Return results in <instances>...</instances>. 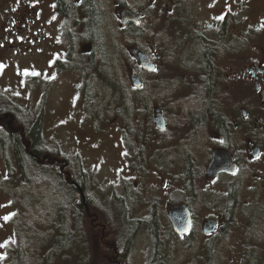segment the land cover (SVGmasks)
I'll return each instance as SVG.
<instances>
[{
  "label": "rangeland",
  "instance_id": "1",
  "mask_svg": "<svg viewBox=\"0 0 264 264\" xmlns=\"http://www.w3.org/2000/svg\"><path fill=\"white\" fill-rule=\"evenodd\" d=\"M241 1L192 0L186 8L181 24L168 21L166 25L164 20L156 22V30L162 31L161 38L166 41V45L171 46L170 50L176 56L184 55L181 62L179 61L181 69H176L173 62L168 66L164 63L167 68V71L164 68L167 73L164 79L159 77V68L153 74H144L142 70L137 69L131 57L127 59L123 54L118 56L119 67L123 69L126 79L127 66H130L143 81H148V89L141 95L137 93V89L132 88V100L135 101L137 95L144 99V94L155 97L151 100L150 108L143 105L138 109V101L137 104L129 103L128 114L123 103L116 104L115 110H110L112 107H109V103L112 104V101L109 100L111 98L107 86L98 71L93 75L92 82L83 74L82 69L73 70L69 65H65L66 70L61 68L64 40L60 29L62 20L56 21L53 16L48 18L46 3H49V0H0V112H33L32 121H39L46 146L58 150L60 158L68 166L77 162L81 172L88 175L91 181L94 180V185L97 186L96 190L90 191L96 200L95 207L92 206L88 210L84 207L85 212L81 214V223L77 228L84 235L82 246L74 247L73 253L70 250L62 249L58 252L53 249L50 254L48 248L43 247L37 253L36 264L149 263L153 250L152 239L149 238L143 222L149 218L152 209L150 205L156 201L162 204L158 207L163 211L167 201L176 203L186 197L184 180L188 163L185 159H180L181 151L178 145L174 150L167 146L160 147V153L156 150L157 144L154 140L153 144L144 147V161L128 162L124 158V143L127 137L135 136L133 132L143 139L146 136L155 138L153 112L149 113L148 109L153 111V107L158 106L165 110L167 124L181 129L178 130L180 143L185 147V151H189L188 146L192 141L189 131H185L182 125L188 120L190 101L182 92L193 95L192 93L196 92V83L182 79L180 75L182 72L185 78L188 77L193 73V69L197 71L201 68L202 62L195 54L197 50L191 40L189 23L191 21L201 30L205 27L206 30L211 29L213 14L221 12L227 4L232 3L231 5L241 7L235 14L239 27L250 31V35H243V40L237 43L239 47L241 44L244 50L246 45H250L246 42L249 38L256 39L253 43H263L259 39L263 34L261 29L264 28V0H243L240 5ZM143 22L145 24L141 25L140 30H145L143 33L148 32V37L151 38L150 35L155 32V23L146 20ZM113 26L111 21L103 25V29L105 27L110 30L112 41L115 39V33L111 31ZM133 32L136 30L132 28L122 31L119 44L125 45L124 34L130 36ZM231 41L234 44V40ZM114 44L110 43L111 46ZM157 45L155 51L150 52L158 61L159 67L163 68L160 58L162 53L164 59L168 58L169 51L164 48L163 52L157 53ZM177 72L180 75L176 74ZM129 88L131 89L130 85ZM100 92L102 95L97 103ZM157 93L159 97H156ZM159 98L168 100L162 103ZM149 121L153 129L150 128ZM2 129L0 123V133ZM138 151L140 157L141 148H138ZM131 157L133 158V155ZM193 162L190 163L194 164ZM196 163V175H200L202 166L199 162ZM5 164L0 150V182L6 173ZM263 184L257 190L246 188V193L238 196L237 204L232 208L235 227L228 229L229 233L224 236L222 233L218 235L220 229L214 234H203L200 227L208 217L218 219L221 227L225 225V211L229 200L227 190L218 183L211 187L204 180L201 181L200 192L206 197L203 196L198 210L194 213L195 227L200 236L195 240H188L184 235L172 238L174 253L170 256L171 264H204L212 258L214 264H249L248 257L245 256L254 248L260 255L256 256V264H262L264 229L252 243H248L246 234L252 226L264 228ZM126 186H129L132 210L119 211L113 202L125 193ZM11 202L9 196L0 188V245H4L0 247V264H16L9 251L12 246L11 238L15 236L14 229L17 227L12 219L23 218L24 207ZM6 217L8 219H5ZM157 217L158 222L162 221L165 225L166 220L164 217L160 220L158 211ZM127 225H132L133 229L128 230ZM159 232L166 236L162 230ZM123 236L124 243L121 240ZM257 257L262 261L257 260Z\"/></svg>",
  "mask_w": 264,
  "mask_h": 264
},
{
  "label": "flooded vegetation",
  "instance_id": "2",
  "mask_svg": "<svg viewBox=\"0 0 264 264\" xmlns=\"http://www.w3.org/2000/svg\"><path fill=\"white\" fill-rule=\"evenodd\" d=\"M68 1L71 2L72 8L70 7L71 13L67 12V14H64L58 9V0H49V3H46V14L48 18L51 19V16H53L56 21L62 20V27L60 29L64 40L62 41L63 56L60 62L64 63V66L69 64L71 58L78 54L90 53L92 50V42L83 37L85 33L84 23L87 19L86 6L83 0ZM99 1L103 9L104 18L108 22L111 21L112 25L114 24L111 31L115 33V39L113 41L110 40V43H115L117 49H122L121 52L125 54H130L131 51L142 52L154 63L155 69L152 71L138 67L144 74H153V72L159 68V77L162 76V79H164L167 74L164 71V68L167 71L165 64L168 66L169 63L173 62L176 69L182 68L179 61L181 62L184 55L180 54L176 56L170 50L171 46L169 44L166 45V41H163L161 38L163 35L162 31L156 30V22L158 23V21L164 20L166 25L168 21L170 23L177 22L178 25L181 24V20L185 18L186 8L192 0ZM231 4L232 3L227 4L221 12L213 14L214 20L212 21L211 29L206 30L205 27L201 30L195 27L190 21L189 30L192 33L191 40L195 44V49L197 50L195 54L202 60L201 68L197 69V71L193 69V73L186 78L182 72L181 75L179 72L176 73L180 75L182 79L196 83V92L192 93L193 95H188L186 91H183V96L190 98L198 95L208 75L202 51L204 47L213 51L211 58V80L217 86V99L219 101L224 123H215L211 121L210 118L206 119L202 126V132L198 134L195 126L189 122H185L182 127L185 131H189L188 133L192 141L190 144H193H189V151H185V147L180 143V136L178 134V130L181 129L177 126L175 128L169 126L167 124L166 114L164 113L165 110L158 106H154L153 111H148L149 113L153 112L152 119L155 138L152 139L153 136H146L145 139H143L133 132L135 136L132 138L130 136L127 137V142L124 143L126 150L124 158H126L128 162H135L138 159L144 161V147L148 144H153L152 140L157 144L156 150L158 152L162 149L160 147L164 148V146H167V148L174 150L178 145L181 151L180 159H185L187 163L194 161L195 163L193 162V166H197L198 163L196 162H199L202 166V168H200V175L196 177L197 182L195 180L196 185L194 184L193 188L196 189L197 193L202 194V192H200V182L203 180L211 187L215 186L217 183L223 186L227 190V197H229L226 209L235 207L238 196H243V193H246V188L249 190H257V188L264 183V28H262V25H259L263 32L259 40H261V42L263 41V43H253L256 39L249 38L246 42H249L250 45H246V48L243 50L241 44L239 47L237 43L243 40V35H250V31L249 29L244 30L239 27L235 14L241 7ZM145 20L155 23V32L150 35L151 38L148 37V32L143 33L145 30H140L141 25L145 24V22H143ZM129 28L135 29L136 32L131 33L132 36L124 34L123 39L125 45H120L119 37L121 36V32ZM164 32L167 31L164 30ZM145 37L150 39H145ZM231 40H234V44ZM145 44H147L146 47H144ZM156 45L157 53L163 52L164 48H166L167 52L169 51L168 58L164 59V53H162L160 58L164 66L161 63L160 65H162L163 68L159 67L158 61L154 59L151 53L155 51L154 48H156ZM135 63H137L138 66L137 60H135ZM129 67L130 66H127V68ZM63 70H66V68ZM73 70L76 69L74 68ZM176 74H174V77ZM140 79L141 86L138 89L143 86V82H146V80L143 81L141 77ZM126 81L129 82V78H127ZM159 99L162 103L168 100L164 98ZM156 108L159 109L164 119L165 125L163 128L157 127L154 123ZM8 113L9 112H7V114L5 113L3 116L0 114V123L2 124L3 121H6V127L11 126V117ZM149 125L150 128H152L150 121ZM180 145L182 147H180ZM138 148L142 150V155L140 157ZM215 150L223 151L224 158L230 161V163L232 160L234 164L233 172L221 171L214 176L207 175V167L212 161ZM131 155H133V158ZM220 180L222 181L220 182ZM184 181L187 192L186 197L176 203L165 200L167 201V207L170 205L183 204L192 211L189 204L194 200V189L190 192L186 183L187 179ZM163 184L164 179L161 180V185ZM233 189H236V191L235 203L232 204L234 201L230 199L232 198L231 194ZM204 195L205 194H203V196ZM220 227L221 224L217 229H220ZM213 233H215V231Z\"/></svg>",
  "mask_w": 264,
  "mask_h": 264
},
{
  "label": "trees",
  "instance_id": "3",
  "mask_svg": "<svg viewBox=\"0 0 264 264\" xmlns=\"http://www.w3.org/2000/svg\"><path fill=\"white\" fill-rule=\"evenodd\" d=\"M83 2L87 10L83 37L92 42V50L90 53L78 54L71 58L67 65L71 66L72 69H82L83 74L87 75L92 82L94 80L93 75L98 71L101 80L107 86V92L111 98L109 100L112 101V104L109 103V107H112L110 110H115L114 106L116 104L123 103L126 112L130 114L129 103L130 105L131 102L137 104V101L140 104L138 109L143 105L150 108L151 100L155 97L144 94V99L140 98L142 92L148 89V81L143 82V86L137 89V93H140V95H137L135 101L130 96L133 89L129 88L123 69L119 67L118 63V58L122 54L126 58L128 56L120 52V49L115 48V44L110 45V31L105 27L103 29V25L107 23V20L103 16L100 1L83 0ZM70 7V1L58 0V9L64 14L71 13ZM212 53L211 49L204 47L202 54L208 75L198 95L187 99L190 101V108L186 123L189 122L195 126L198 134L202 132V126L206 119L210 118L215 123H224L217 99V86L211 80ZM60 66L63 69L65 68L64 63ZM88 79L87 81H89ZM100 95H102L101 92L97 96V103L100 102ZM159 96L157 93L156 97ZM0 114L3 116L5 112H0ZM8 114L11 117V126L6 127V121H3L1 124L3 129L0 133V150L6 162V173L0 182V188L9 196L12 204H19L24 207L23 218L14 222L17 227L14 229V242L9 251L15 258L16 264L35 263L38 257L37 253L43 247L48 248V253L53 249L58 250V252H61L62 249V251L70 250L73 253L74 247L79 248L82 246L84 239L83 233L77 228L81 223V214H84L85 208L76 185L80 187L89 209L92 206L95 207L96 200L91 196L90 191L92 189L93 191L96 190L97 186L94 185V180L91 181L88 175L81 172L77 162L68 166L60 158L58 150L46 146L40 132L39 121L37 119L32 121L34 118L32 117L33 112L29 111L22 114L20 111H17V113L14 111L12 114ZM136 162H140V160L138 159ZM66 172L70 175L68 180L64 177ZM197 172V168L188 162L185 177L190 192L194 189V200H192L194 203L192 204L190 198L191 204H189L192 211H197L199 202L203 200V195L197 193L196 189L193 188L195 177L199 176L196 175ZM70 180H73L76 185L72 184ZM93 186L94 188H92ZM128 187H124L125 193L113 202L115 208L119 211L132 210V200ZM235 191L236 189H233L231 194L232 198L230 200L234 201L232 204L235 203ZM153 205H150L152 209L149 212V218L143 222L147 228L149 238L152 239L153 247L151 260L148 264H171L170 256L174 253V240L172 238L178 236L173 233L165 212L160 210L157 202ZM154 208L157 210H154ZM157 211L160 220L162 217L166 220L165 225L162 224V221L158 222ZM225 219L226 223L220 228L218 235L222 233L225 236L229 233L228 229L231 230L235 227L232 207L225 211ZM127 228L132 230L133 226L127 225ZM55 229L57 234H55ZM263 229V227L261 229L255 226L250 227L246 234L248 243L255 241L254 238ZM160 230L165 232V237L160 234ZM124 236L121 239L123 240L122 243L125 241ZM185 236L188 240H195L200 234L198 229L193 226ZM119 245L121 247L120 243ZM248 245L250 246V244ZM251 245L254 246V244ZM249 253L247 252L245 256L248 257L249 264H256L258 252L254 248ZM259 261L262 260L259 259ZM212 263L214 264L213 258L211 261L204 262V264Z\"/></svg>",
  "mask_w": 264,
  "mask_h": 264
},
{
  "label": "water",
  "instance_id": "4",
  "mask_svg": "<svg viewBox=\"0 0 264 264\" xmlns=\"http://www.w3.org/2000/svg\"><path fill=\"white\" fill-rule=\"evenodd\" d=\"M140 65L143 68L148 70H152L154 68V64L142 53L134 51V53ZM130 81L132 85L135 87H139L141 85V81L135 74L130 75ZM157 115L155 118V123L158 127L163 128L165 125L164 119L162 115L157 111ZM221 150H215L213 153L212 161L209 163L207 167V175L214 176L215 174L221 171H234V164L231 160H226L224 158V154ZM168 216L170 222L173 226V230L177 234H184L190 231L191 229V214L189 209L185 205H173L168 209ZM215 228V221H206L203 224V231L210 232Z\"/></svg>",
  "mask_w": 264,
  "mask_h": 264
},
{
  "label": "bare ground",
  "instance_id": "5",
  "mask_svg": "<svg viewBox=\"0 0 264 264\" xmlns=\"http://www.w3.org/2000/svg\"><path fill=\"white\" fill-rule=\"evenodd\" d=\"M231 183V182H230ZM154 199V198H153ZM232 206V205H231ZM230 217V216H229ZM127 218V217H126ZM89 220V219H88ZM129 223V222H128ZM103 226V225H102ZM136 230V229H135ZM111 233V232H110ZM111 235V234H110ZM76 239V238H75ZM119 243V242H118ZM106 245H108V244H106ZM109 249V248H108Z\"/></svg>",
  "mask_w": 264,
  "mask_h": 264
},
{
  "label": "snow or ice",
  "instance_id": "6",
  "mask_svg": "<svg viewBox=\"0 0 264 264\" xmlns=\"http://www.w3.org/2000/svg\"><path fill=\"white\" fill-rule=\"evenodd\" d=\"M5 219H8L7 217ZM4 245H0V247H3Z\"/></svg>",
  "mask_w": 264,
  "mask_h": 264
}]
</instances>
